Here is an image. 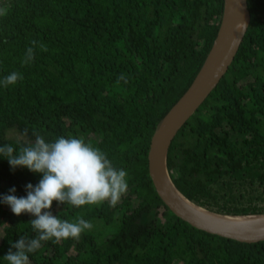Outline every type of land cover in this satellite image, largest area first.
Instances as JSON below:
<instances>
[{"label":"trees","instance_id":"trees-1","mask_svg":"<svg viewBox=\"0 0 264 264\" xmlns=\"http://www.w3.org/2000/svg\"><path fill=\"white\" fill-rule=\"evenodd\" d=\"M226 0H0V144L36 135L84 138L128 173L115 207L53 203L54 214L93 224L79 239L42 242L30 264H264V242L241 243L191 226L159 196L149 172L152 138L203 69ZM217 88L168 154L179 192L224 216L264 215V0ZM33 41L36 42L33 45ZM34 47V60L24 63ZM35 133V134H34ZM39 174L0 159V194ZM29 214L0 204V264L11 241L32 238ZM14 250V249H12Z\"/></svg>","mask_w":264,"mask_h":264},{"label":"clouds","instance_id":"clouds-1","mask_svg":"<svg viewBox=\"0 0 264 264\" xmlns=\"http://www.w3.org/2000/svg\"><path fill=\"white\" fill-rule=\"evenodd\" d=\"M4 12L0 9V15ZM237 30L243 28L238 25ZM34 55V47H29L24 63L32 62ZM22 79L21 73L13 71L0 77V88L14 86ZM35 135L31 144H0V159H6L13 171L26 168L41 177L37 184L25 185V196H17L15 187L8 194H0V204L10 207L14 215L33 217L30 224L35 233L32 238L21 236L11 241L14 250L2 257L3 264H30V254L37 252L42 242L58 244L62 240L79 239L93 228L83 217L70 221L54 214V202L74 208L105 202L115 207L129 188L127 171L115 166L107 153L84 138L70 135L49 141Z\"/></svg>","mask_w":264,"mask_h":264},{"label":"water","instance_id":"water-1","mask_svg":"<svg viewBox=\"0 0 264 264\" xmlns=\"http://www.w3.org/2000/svg\"><path fill=\"white\" fill-rule=\"evenodd\" d=\"M242 31H237L240 21ZM251 24L248 0H226L217 39L193 85L172 108L155 132L149 151V172L154 186L169 209L194 228L241 243L264 242V224L230 221L205 214L174 185L168 171L171 144L191 117L198 111L231 68ZM232 41V42H231Z\"/></svg>","mask_w":264,"mask_h":264},{"label":"bare ground","instance_id":"bare-ground-1","mask_svg":"<svg viewBox=\"0 0 264 264\" xmlns=\"http://www.w3.org/2000/svg\"><path fill=\"white\" fill-rule=\"evenodd\" d=\"M241 23H243V21L241 20L239 22V25L242 27ZM238 30L236 31L235 35L233 36L232 38V41L234 40V38H236L237 34H238ZM231 41V42H232ZM182 196V194H180ZM192 207L196 208L197 210H199L200 212L202 213H205V214H208V215H211L213 217H216V218H221V219H225V220H230V221H240V222H249V223H252V224H264V215H255V216H224V215H219V214H215V213H212L204 208H201L197 205H195L194 203H189Z\"/></svg>","mask_w":264,"mask_h":264}]
</instances>
